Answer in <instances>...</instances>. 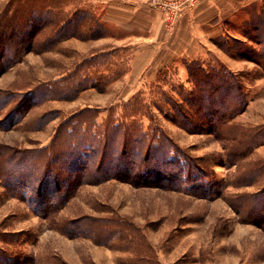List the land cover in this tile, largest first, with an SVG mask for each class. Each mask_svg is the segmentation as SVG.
I'll use <instances>...</instances> for the list:
<instances>
[{
    "label": "rangeland",
    "instance_id": "374dc122",
    "mask_svg": "<svg viewBox=\"0 0 264 264\" xmlns=\"http://www.w3.org/2000/svg\"><path fill=\"white\" fill-rule=\"evenodd\" d=\"M107 1L0 0V35L5 32L0 39V250L8 254L9 264H264V222L262 227L253 223L260 218L248 205L264 189V0L234 11L223 27L228 32L215 40L221 51L211 47L198 59L238 77L247 104L228 124L260 134V144L233 164L226 156L231 143L188 132L164 116L174 115V110L162 92L180 100L178 88L193 87L187 72L182 78L172 66L155 79L133 80L134 92L115 79L127 71L131 51L127 42L121 49L128 53L110 51L112 42L126 32L112 24L118 15ZM157 1L167 6L141 0L139 7L151 9L168 31L197 4ZM38 8L56 20L45 21L36 41L31 35L18 50L19 39L9 42L10 34L27 19L34 29ZM78 12L86 15L77 17V34L47 47L53 27ZM90 28L99 37L91 38ZM135 96L150 107L151 115L142 111L128 116L125 104ZM81 111L91 112L80 115ZM68 120L71 128L65 125ZM118 122L119 133L161 131L175 149L169 156L190 160L194 166L182 181L204 173L198 184L212 187L215 194L198 195L199 185L135 187L110 179L81 185L59 212L42 219L4 184L13 164L22 163L25 169L44 156L61 159V148L68 143L72 147L80 138H102ZM66 128L68 133L73 129L69 141ZM151 141L146 137L136 145L145 150ZM78 220L83 233L73 237L63 232L64 224Z\"/></svg>",
    "mask_w": 264,
    "mask_h": 264
},
{
    "label": "trees",
    "instance_id": "16d2710c",
    "mask_svg": "<svg viewBox=\"0 0 264 264\" xmlns=\"http://www.w3.org/2000/svg\"><path fill=\"white\" fill-rule=\"evenodd\" d=\"M80 14L86 15V13L78 12L63 24L57 22L58 24L53 27L45 41L51 42L47 47L51 48L54 43L75 36L76 27H78L77 17ZM49 18H52V15L42 8L34 9V21L32 20L34 29L29 27L27 19L17 33L10 34L11 38L8 41L12 42L13 38L15 42L18 38L17 44L20 47L18 50H21L31 35L36 41V37L43 30L42 24ZM55 20L56 18L53 17L49 21ZM71 24L73 27L70 28ZM88 32L91 38L99 37L91 28ZM3 33L0 37L4 35ZM0 50L3 48L1 47ZM101 56L105 58L107 55ZM186 72L188 81L193 87L189 90L179 87L177 95L181 98L180 100H174L173 97L162 92V99L174 110V115L168 116V113H165L164 116L188 132L207 133L218 140L231 143L226 148V156L228 155L230 164L238 163L260 144L261 140L257 130H245L243 127L228 124L236 115L243 112L247 104V97L238 77L215 66H205L198 59L186 64ZM158 104L159 102H156L154 106L162 112ZM125 105H127L129 117L134 118L142 111L144 114H152L150 107L139 96L133 97ZM87 112L91 111H81L80 115ZM69 122L70 120L66 121L65 125L71 128L72 125ZM132 124L137 127L135 122ZM120 127L122 126L118 122L102 138L96 135L90 141L80 138L72 147L68 143L66 147L61 148V159L57 155L44 156L37 161L34 160L33 167L30 168L29 165L25 169H22V163L13 164L5 174L4 184L7 188H11L14 196L26 200L36 215L45 219L59 212L75 196L79 187L86 183L99 184L110 179H117L135 187L169 186L170 189L178 188L183 183L196 187L199 185L198 181L205 177L204 173H196L195 177L190 176V180H187L189 179L187 177L185 178L187 181H182V178L193 173L194 166L190 160L183 161L181 157L169 156L168 152L175 149L171 142L162 136L161 131L157 132L158 130L153 129L150 135L142 132L119 133ZM72 132L73 129L68 133L66 128L68 141ZM113 132L116 135L119 134L118 137ZM146 137H152V141L144 150L136 144L144 141ZM152 142L156 144L151 145ZM169 143L172 148L169 147ZM88 152L90 155H87ZM199 187L200 191L195 193L199 195L200 192V196L215 194L212 187H206L205 184H200ZM25 193L29 194V199ZM252 199V203H248L249 207L256 208L253 211L256 218L264 220V189ZM260 219L253 220L258 227L263 226L264 221L260 222ZM78 222L79 220L67 222L62 227L63 232L73 237L83 233V227ZM0 264H9V257L5 250H0Z\"/></svg>",
    "mask_w": 264,
    "mask_h": 264
},
{
    "label": "crops",
    "instance_id": "0c3cea01",
    "mask_svg": "<svg viewBox=\"0 0 264 264\" xmlns=\"http://www.w3.org/2000/svg\"><path fill=\"white\" fill-rule=\"evenodd\" d=\"M139 1L141 0L107 1L116 10L113 13L118 15L116 20H112V24L126 32L123 35L125 37L112 42L115 45L110 51L116 48L124 53H128L129 49L131 51L127 71L115 79L126 82L132 92L133 80L155 79L159 73L172 66L185 78L188 62L202 58L206 49L211 47L221 51L215 45V40L228 32L229 29L225 30L223 27L234 15V11L260 0H197L194 7L178 17L171 31L166 29L167 26L162 27L151 9L139 7ZM125 42L129 46L128 50L121 49L127 46Z\"/></svg>",
    "mask_w": 264,
    "mask_h": 264
},
{
    "label": "built area",
    "instance_id": "2783aa9c",
    "mask_svg": "<svg viewBox=\"0 0 264 264\" xmlns=\"http://www.w3.org/2000/svg\"><path fill=\"white\" fill-rule=\"evenodd\" d=\"M152 3L154 5L161 6L162 8H165V6H167L165 3L158 2L157 0H152ZM177 5H178V3L175 5V8L174 9H176Z\"/></svg>",
    "mask_w": 264,
    "mask_h": 264
}]
</instances>
